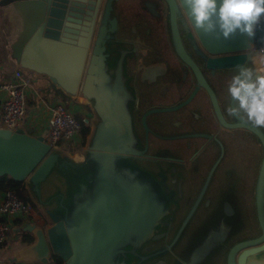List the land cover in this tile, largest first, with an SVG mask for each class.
I'll return each instance as SVG.
<instances>
[{"label":"water","instance_id":"obj_1","mask_svg":"<svg viewBox=\"0 0 264 264\" xmlns=\"http://www.w3.org/2000/svg\"><path fill=\"white\" fill-rule=\"evenodd\" d=\"M12 1L13 9L23 2L22 0ZM113 1L117 0H107L105 4L86 65L87 47L100 0H39L42 13L36 27L31 30L25 29L26 26H24L22 32L14 40V46L22 51V54L17 52L18 60H22L21 63L27 68L45 73L53 83L58 84L67 93H74L81 82L82 94L85 97H93L95 84L105 77L102 72L104 64L102 51L106 37H108L107 34L104 35L106 19L112 10ZM163 1L169 9L170 27L179 53L192 64L198 81L208 91L220 125L233 129L235 166L241 160H247L250 166L246 170L242 191L251 202L248 216L253 230L234 239L230 244H226L234 231L243 224L244 212L237 204L236 175L235 195L232 203L230 205L228 202L222 203L226 196L224 194L227 192V185L226 177L221 176L216 188L218 191L215 200L217 213L225 207V213H231L233 221L228 222L223 217L218 219L214 226L215 233L211 231L204 242H198L191 248H189L191 243L189 241L171 239L172 252H168L165 258L163 257V260L158 262L160 264H205L211 253L212 244L208 246L209 240L217 238L213 243L216 249L218 247L220 249V255L215 257L216 260L218 259V264H250L251 262L264 264V130L262 127L254 126L242 110L239 115L233 114V119L230 121L224 117L212 89L182 48L176 26L177 3L184 11L202 49L210 55H221L217 58L208 57V63L214 64L217 69L227 70V73L232 75V79L240 73L242 67L255 70L259 66V58L253 51L255 35L249 38L237 34L225 40L218 37L216 33L205 34L193 27V21L189 18V13L182 4V0ZM110 23L112 24L111 30H113L115 19H112ZM45 54H48L46 60L49 57L52 59L49 63L48 61L42 62ZM21 55H23L22 59ZM221 94L229 107L238 108L227 88H224ZM253 138L260 143V154ZM242 144L244 146L239 147ZM85 154L89 162L97 165L101 162L99 156L107 155L109 165L114 173L118 174V160L124 152L111 147H99L98 144L93 143L88 146ZM76 168L73 163L61 157L42 135L29 134L23 126L13 131L0 127V175L5 174L18 181L27 180L33 188L38 189L40 183L53 171L62 174L66 179L70 176L67 171L76 170ZM102 179V173L98 171L95 177L98 188L91 197L86 196L77 202L70 193L69 199H72V203L75 204L73 207H68L59 197L49 198L42 202L40 205L44 207L45 221L34 223L31 220H25L16 228L18 232L30 233L32 241L14 248L6 258L7 262L10 264H48L52 262L54 256H58L63 264H153L151 261L158 259L162 252L143 249L140 245L150 235L152 222L155 219L145 218L141 223H136L130 218L132 210L128 216L125 213L122 214L121 205L125 200L121 201L122 195L117 193V179H113L110 175L112 191L108 201L102 200L104 189ZM91 182L92 179H89V183ZM155 208L158 210L160 205L156 204ZM204 220L211 222L210 219H202L201 224ZM219 229L221 233H216ZM215 234L221 238L216 237ZM205 244L206 249L199 252L201 246ZM225 245L227 249L225 253H222ZM182 251H189L187 257L183 261L178 260L177 257L174 259V254L181 256Z\"/></svg>","mask_w":264,"mask_h":264},{"label":"flooded vegetation","instance_id":"obj_2","mask_svg":"<svg viewBox=\"0 0 264 264\" xmlns=\"http://www.w3.org/2000/svg\"><path fill=\"white\" fill-rule=\"evenodd\" d=\"M106 2H99L87 47V63ZM175 15L183 50L230 121L231 106L223 100L221 91L228 89L232 75L208 63V57L216 56L203 51L178 3ZM105 27V77L95 84L94 96L87 99L93 111L100 102L98 96L106 94L104 100L115 102L111 118L117 135L110 142L124 152L118 160L116 182L120 187L125 184L118 191L125 200L121 213L128 216L132 210L130 218L136 223L145 218L155 219H151V233L140 248L161 251L162 255L151 261L160 264L158 261L172 252L171 239L189 241L191 248L214 232L218 219L233 221L225 207L217 213L215 200L218 181L225 176L227 192L222 203H232L234 132L220 125L208 91L198 81L192 64L179 53L169 9L163 0L113 1ZM156 204L160 205L158 210ZM202 219L211 222L204 220L201 224ZM215 240H209L211 253L205 264H218L215 257L220 255V249H216ZM206 247L201 246L199 252ZM189 251L180 252L181 256L175 253L173 257L183 261Z\"/></svg>","mask_w":264,"mask_h":264},{"label":"crops","instance_id":"obj_3","mask_svg":"<svg viewBox=\"0 0 264 264\" xmlns=\"http://www.w3.org/2000/svg\"><path fill=\"white\" fill-rule=\"evenodd\" d=\"M22 1L20 6L13 9L12 0H0V83L9 77L15 69L21 70L24 68L30 73L31 82L26 89L27 115L23 126L27 133L32 135H44L47 131L50 105L57 101H63L64 98L72 101L74 105L77 106L76 110L82 113L83 122L89 127V133L85 137L84 143H81L82 136L80 135L75 143L72 144V147L67 148V144L61 142L55 148L61 157L66 158L68 162L73 163L77 167L76 170L70 169L67 171L70 174L68 178L64 179L62 174L53 171L40 183L38 189L33 188L31 183L27 180L23 181L24 187L28 191L30 201L33 204V211L30 216L22 219L21 222L14 221L10 241L0 245V264H10L7 262L6 258L11 254L14 248L24 245L21 244L18 238L20 235V232L16 231L18 226L22 225L25 220H31L34 223H43L45 221L44 207L40 205L42 202L49 198L53 199L59 197L68 207H73L75 204L72 203V199H69L70 193L77 202L86 196L91 197L95 189L98 188L95 181L98 171H101L103 176L102 185L104 189L102 192V200L108 201L112 191L109 175L113 179L118 178V175L114 173L112 167L109 165L107 155H103L104 153L102 156L100 155L101 162L97 165L89 162L85 154L88 146L93 143L98 144L99 147L119 149L118 146H115L112 142L110 143L112 137L117 135V129L111 118V114L113 115L115 111V102H109V99L104 100L103 97L106 96V94L104 96H98L100 102L97 103L98 106L96 110L93 111V106L90 105L91 103L80 90L82 85L81 82L74 93H67L58 84L53 83L45 73L27 68L21 63L22 60H18L17 52L22 54V51L13 44L16 36H19L24 26H26L25 29H34L42 13L39 0ZM22 56L23 55H21V59ZM86 63L87 55L85 57V65ZM99 167L101 169L98 170ZM89 179H92L91 183H89ZM123 186L125 188V184ZM121 187L117 185V193ZM2 193L3 192H0V202L3 197ZM122 200L123 197L121 196V201ZM48 225H50V223ZM219 231H221V229L216 233H221ZM216 237L221 238L219 235H216Z\"/></svg>","mask_w":264,"mask_h":264},{"label":"clouds","instance_id":"obj_4","mask_svg":"<svg viewBox=\"0 0 264 264\" xmlns=\"http://www.w3.org/2000/svg\"><path fill=\"white\" fill-rule=\"evenodd\" d=\"M182 4L195 29L225 40L237 34L253 37L264 17V0H182ZM258 65L255 70L242 67L233 77L228 92L238 108H231L230 114L239 115L242 110L254 126L264 127V56Z\"/></svg>","mask_w":264,"mask_h":264},{"label":"built area","instance_id":"obj_5","mask_svg":"<svg viewBox=\"0 0 264 264\" xmlns=\"http://www.w3.org/2000/svg\"><path fill=\"white\" fill-rule=\"evenodd\" d=\"M253 51L258 58L264 56V43L254 47ZM28 85L29 80L23 76L20 69H15L9 77L0 83V127L13 131L24 126L26 88ZM81 130L82 123L62 101L50 105L47 131L42 136L52 148H56L61 142L81 135ZM2 194L3 197L0 202V244L10 239L14 221L27 218L33 211L32 202L20 198L15 190L7 189ZM48 264L54 263L49 262Z\"/></svg>","mask_w":264,"mask_h":264},{"label":"rangeland","instance_id":"obj_6","mask_svg":"<svg viewBox=\"0 0 264 264\" xmlns=\"http://www.w3.org/2000/svg\"><path fill=\"white\" fill-rule=\"evenodd\" d=\"M47 56L48 54H45L44 55V59H42V62L43 61H48V63L52 60L50 57L48 60L47 59ZM46 57V58H45ZM50 60V61H49ZM22 71V74L23 76L29 80V84H30V78H31V75L30 73L28 72V70L22 68L21 69ZM27 89V88H26ZM27 96V95H26ZM65 106L67 108H69L74 114H75V117L81 122L83 120V116H82V113L80 111H77L76 110V105H74V103L72 101H69L67 98H64L63 101H62ZM236 106L238 107V103H236ZM27 114H25V117H26ZM24 121H25V118H24ZM263 130H264V127H262ZM29 130V129H27ZM80 136V135H79ZM79 136H75L73 139L71 140H68V141H65V144H67V148L69 147H72L75 143V141L77 140V138ZM253 137V136H251ZM253 142L254 144L256 145V147L258 148V153L260 154L261 152V146H260V143L255 139L253 138ZM82 143V142H81ZM76 146V145H74ZM258 162V161H257ZM250 166H248V161L247 160H244L243 162L241 163H237L236 166H235V175H236V178H237V184H236V194H238V199H237V204L238 206L242 209V211L244 212V222L242 225H240L233 233V235L230 237V239L228 240V242L226 243L227 245L230 244L234 239L240 237V236H243L247 233H250L252 232V228H251V221L249 220V216H248V212H249V208H250V205H251V202L250 200L245 197L243 195V191H242V187H243V183H244V178H245V175H246V170L249 168ZM258 168V166L256 167ZM233 178V177H232ZM239 179V180H238ZM234 189H233V194L231 195V197H234ZM35 197V196H34ZM30 216V215H29ZM20 238V235L19 237ZM169 239H167L168 241ZM10 241V239L8 240ZM227 245L223 246L222 248V253H225L226 249H227ZM224 260V256L222 258V261Z\"/></svg>","mask_w":264,"mask_h":264},{"label":"trees","instance_id":"obj_7","mask_svg":"<svg viewBox=\"0 0 264 264\" xmlns=\"http://www.w3.org/2000/svg\"><path fill=\"white\" fill-rule=\"evenodd\" d=\"M262 43H264V17H262L260 23H258L255 26V47L259 46ZM81 123H82V130H81L82 143H84L85 137L89 133V127L83 122V120L81 121ZM243 146L244 144L240 145L239 147H243ZM7 189L15 190L20 198L30 201L28 191L24 187L23 181L14 180L5 174L0 175V192H3ZM15 221L21 222V220L19 219H16ZM19 239L21 244H27L32 241V236L28 232H20ZM52 262L54 264H63L62 259L58 256H54ZM15 264H20V263H15Z\"/></svg>","mask_w":264,"mask_h":264},{"label":"bare ground","instance_id":"obj_8","mask_svg":"<svg viewBox=\"0 0 264 264\" xmlns=\"http://www.w3.org/2000/svg\"><path fill=\"white\" fill-rule=\"evenodd\" d=\"M198 40V39H197ZM201 46V45H200ZM202 48V47H201ZM204 51V50H203ZM205 52V51H204ZM206 53V52H205ZM208 54V53H207ZM210 55V54H209ZM216 56V58L217 57H220L221 55H215ZM254 262H251L250 264H253ZM256 263V262H255Z\"/></svg>","mask_w":264,"mask_h":264}]
</instances>
